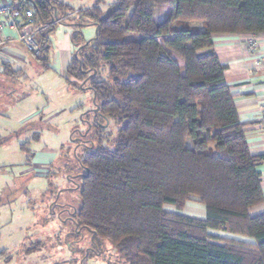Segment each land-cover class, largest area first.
<instances>
[{"label": "trees", "instance_id": "1", "mask_svg": "<svg viewBox=\"0 0 264 264\" xmlns=\"http://www.w3.org/2000/svg\"><path fill=\"white\" fill-rule=\"evenodd\" d=\"M9 3L34 10L40 53H30L44 69L50 34L71 28L69 83L92 92L90 129L101 143L109 122L116 125L110 148L79 157L80 204L70 218L59 213L93 247L74 249L82 255L73 262L84 264L108 243L125 264H264V212L251 213L264 200L257 170L264 154L249 149L212 40L264 34V0H95L78 10L58 0ZM85 26L94 29L89 39ZM3 65V75L18 73ZM189 200L203 205L204 217L165 208Z\"/></svg>", "mask_w": 264, "mask_h": 264}, {"label": "rangeland", "instance_id": "2", "mask_svg": "<svg viewBox=\"0 0 264 264\" xmlns=\"http://www.w3.org/2000/svg\"><path fill=\"white\" fill-rule=\"evenodd\" d=\"M63 1L78 10L90 7L95 0L91 4H88V0ZM104 1L110 3L113 0ZM188 23L200 30L204 29L200 21ZM70 31V27L59 25L51 34L47 63L51 70L43 69L37 59H32L36 69L32 80H35L34 84H37L39 92L43 91L44 94L42 99H30L26 108L38 107L39 102H42L44 107L47 104L43 112L50 115L48 120L45 118L44 122H40L38 118H34L20 125L19 118L25 110L17 113V106L8 98L10 94L15 93V88H18L17 82H12L17 77L13 75L12 78H7L0 75V134L6 137L4 144L7 149L0 150V165L11 163L6 169H0V187L7 176H12V185L9 188L12 192L8 193V197L0 199V251L7 248L6 252L11 260L4 262L1 259L0 264H76L72 258H78L82 253L74 249L86 248L85 251L88 252L87 238L81 239L84 233H71V225L65 222V219H59L58 204L68 202L72 208L79 206L76 176L78 172L83 171L79 166V157L99 145L110 148L116 125L109 122L103 132L105 138L99 143L96 138L97 130L88 126V122L93 121L94 117L92 112L87 113L94 107L92 92L87 88L82 89L81 86H74L75 89L69 95L57 91L62 79L61 46ZM81 33L84 38L89 39L93 36L94 29L92 26H85L81 28ZM130 36L132 37V34ZM70 45L72 50L74 46L71 41ZM101 72L105 77L107 67L104 66ZM26 88L22 87L23 90ZM70 100L76 101L75 108L63 110ZM82 114L84 117L86 115L84 119ZM19 144L26 146L25 153L20 151ZM186 144L190 146L188 139ZM35 151L45 155L51 154L49 166L46 164L42 167L45 173L39 171V166H35L34 171L21 174L20 170L25 168L24 159L20 160L21 157L27 158ZM51 203L54 210H51ZM165 208L187 216L204 217V207L198 201H187L181 210L171 206ZM209 232L213 236H226L222 231ZM38 241L42 243L40 246H37ZM31 248L37 250L26 253V249ZM94 253L95 251L84 264H125L108 243L102 247L100 255Z\"/></svg>", "mask_w": 264, "mask_h": 264}, {"label": "crops", "instance_id": "3", "mask_svg": "<svg viewBox=\"0 0 264 264\" xmlns=\"http://www.w3.org/2000/svg\"><path fill=\"white\" fill-rule=\"evenodd\" d=\"M9 1L10 0H0V5L9 3ZM92 2L93 0H88V4ZM35 28H37V26H35ZM57 28L58 26L56 29ZM56 29L51 34H53ZM4 33L8 37V40L0 49V75H3V64H8L13 70H18V73L15 74L17 79L12 81L17 82L18 88H15V93L10 94L8 98L14 101L11 103H15V106H17L15 109L18 111L17 113H21V111L25 110L21 113L23 115L19 118V123L23 125L32 121L34 118H38L40 122H44V120H48L50 117V115H45L43 112L47 108V104L44 107L43 103L39 102L38 107L26 108V106L28 107L30 99L33 97L42 99L44 94L43 91L39 92L37 84H34L35 80H32L33 74H36V69L33 67L34 63L32 62V59H35V57L26 50L11 29L8 27L5 28ZM212 40L220 62L226 66L224 70L225 80L230 87L231 93L234 95L239 121L245 124V136L249 149L253 154H264V34L214 33L212 34ZM251 43L254 44L253 48L249 47ZM61 47L62 79L58 85L57 91L69 95L73 92L75 87L70 85L71 76L67 72V66L70 63L72 55L68 34H66V38L63 40ZM49 69L51 70V68ZM39 70L40 69H38V71ZM3 76L7 77L5 75ZM7 78H12V76ZM20 79L22 81H19ZM22 87L27 88L23 90ZM16 94L18 95L16 96ZM75 102V100H70L63 110L67 111L74 109ZM2 116L4 115L2 114ZM19 145L20 151L25 153L26 146L23 148L21 146L22 144ZM1 149L7 150L4 143L0 144V150ZM44 150L47 151V149ZM22 159H24L23 163L25 168L23 171L20 170V172H22L21 174L34 171L35 166H39L41 168L39 171L45 173V169L42 167L46 164L49 166L52 160L51 154L45 155L36 151L29 154L27 158L21 157L20 160ZM8 166H11V163L0 165V169H6ZM257 170L260 173V182L264 195V161L257 165ZM7 177V179L2 181L0 187V199L1 197H8V193L12 192L9 189L12 185V176ZM28 203L29 202H27V204ZM261 212H264V200L251 208L252 214ZM225 235L227 237L241 239V236H234L229 233ZM1 251L6 253V259L1 257L0 260L2 259L4 262H9L11 258L6 252L7 248H2Z\"/></svg>", "mask_w": 264, "mask_h": 264}, {"label": "built area", "instance_id": "4", "mask_svg": "<svg viewBox=\"0 0 264 264\" xmlns=\"http://www.w3.org/2000/svg\"><path fill=\"white\" fill-rule=\"evenodd\" d=\"M37 18L34 10L29 8L20 10L10 3L0 5V49L5 45L8 37L4 33L5 28L11 29L17 39L29 52L38 55L40 53L36 26ZM254 44L249 45L253 48Z\"/></svg>", "mask_w": 264, "mask_h": 264}, {"label": "flooded vegetation", "instance_id": "5", "mask_svg": "<svg viewBox=\"0 0 264 264\" xmlns=\"http://www.w3.org/2000/svg\"><path fill=\"white\" fill-rule=\"evenodd\" d=\"M93 121H95V117H93ZM96 122V121H95ZM88 126H90V123L88 122ZM78 174V177H82V175L84 174L83 172H78L77 173ZM66 206H65V205ZM58 206H59V213H63V212H66V215H67V217L68 218H70V207H71V204L70 203H68V202H64L63 204H58ZM88 251H92L93 250V247H91V246H88Z\"/></svg>", "mask_w": 264, "mask_h": 264}, {"label": "water", "instance_id": "6", "mask_svg": "<svg viewBox=\"0 0 264 264\" xmlns=\"http://www.w3.org/2000/svg\"><path fill=\"white\" fill-rule=\"evenodd\" d=\"M95 33H96V28H95ZM92 102H93V104H95V99H94V97H93V99H92ZM97 108V106H95V109ZM89 125V124H88Z\"/></svg>", "mask_w": 264, "mask_h": 264}]
</instances>
